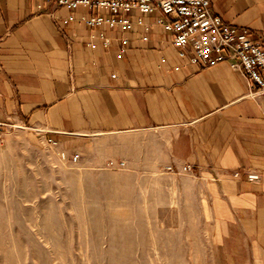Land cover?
Listing matches in <instances>:
<instances>
[{
  "label": "crops",
  "instance_id": "1",
  "mask_svg": "<svg viewBox=\"0 0 264 264\" xmlns=\"http://www.w3.org/2000/svg\"><path fill=\"white\" fill-rule=\"evenodd\" d=\"M211 10L264 47V0H211ZM95 12L0 0V128L57 143L126 139L121 152L138 171L177 179L200 203L211 253L200 264H264V95H250L229 61L201 67L181 57L159 13L132 11L122 31L79 21ZM186 164L192 172L164 171Z\"/></svg>",
  "mask_w": 264,
  "mask_h": 264
},
{
  "label": "rangeland",
  "instance_id": "2",
  "mask_svg": "<svg viewBox=\"0 0 264 264\" xmlns=\"http://www.w3.org/2000/svg\"><path fill=\"white\" fill-rule=\"evenodd\" d=\"M0 136V264L211 258L200 203L179 193L177 179L138 171L121 152L126 139L70 137L50 145L15 126L0 128Z\"/></svg>",
  "mask_w": 264,
  "mask_h": 264
},
{
  "label": "built area",
  "instance_id": "3",
  "mask_svg": "<svg viewBox=\"0 0 264 264\" xmlns=\"http://www.w3.org/2000/svg\"><path fill=\"white\" fill-rule=\"evenodd\" d=\"M45 2L72 10L83 7L89 11H96L94 14H83L79 21L91 28L119 27L122 31L131 27L132 11L147 15L159 13L156 22L172 33L173 44L181 57L201 67L229 61L232 67L246 75L250 95H264V47L252 39L249 29L239 30L222 20L221 16L214 14L211 10V0H45ZM38 8H42L41 3L38 4ZM72 20H75V17L69 15L65 22ZM101 38L104 39V44L109 43L108 38L103 35ZM128 42V38L121 37L120 56L127 52ZM88 45L93 46V43L90 42ZM47 142L50 145L57 143L53 139H48ZM119 164L124 166L125 162L121 161ZM165 170L175 174L190 173L193 166L186 164L180 170L167 166ZM239 174L235 173L237 177ZM247 177L252 182H259L262 179L258 172H249Z\"/></svg>",
  "mask_w": 264,
  "mask_h": 264
}]
</instances>
